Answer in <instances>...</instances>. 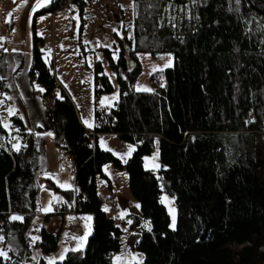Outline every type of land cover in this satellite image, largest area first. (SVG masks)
<instances>
[{"label": "trees", "instance_id": "16d2710c", "mask_svg": "<svg viewBox=\"0 0 264 264\" xmlns=\"http://www.w3.org/2000/svg\"><path fill=\"white\" fill-rule=\"evenodd\" d=\"M69 0H54L38 12L55 13ZM134 39L117 38L102 53L118 85L113 107H98L115 91L101 60H96L95 125L87 130L69 95L55 97L46 109L54 143L72 157L76 190H62L52 180L46 188L64 196L60 214L91 215L93 233L86 247L70 251L56 264H112L121 250L122 229L103 209L98 177L108 179L106 164L129 175V188L142 217H134L135 248L144 264H264V0H132ZM77 2V1H76ZM85 3H79L83 12ZM35 37L30 83L38 82L47 101L57 88ZM174 56V66L152 76L155 89L138 92V58ZM7 54L0 48V90L9 92ZM109 113L111 116H109ZM21 147L13 150L0 119V224L4 247L19 253L0 264L32 260L27 230L39 213L40 152L36 134L16 118ZM94 132V145L87 134ZM112 134L137 149L126 164L102 150L98 137ZM159 142V176L144 168V158ZM175 198L178 219L170 216L162 193ZM13 216L23 220H13ZM132 216V215H130ZM141 219V220H140ZM150 221L145 230L140 221ZM59 233L40 231L45 257L58 248Z\"/></svg>", "mask_w": 264, "mask_h": 264}, {"label": "rangeland", "instance_id": "374dc122", "mask_svg": "<svg viewBox=\"0 0 264 264\" xmlns=\"http://www.w3.org/2000/svg\"><path fill=\"white\" fill-rule=\"evenodd\" d=\"M92 1V7L87 6L84 12H81L79 6L75 5L73 24H69L68 19L62 15L54 18L53 14L40 19L36 24L37 35L43 38L45 43L42 48L43 59L50 67L57 82V88L51 97H59L61 92L65 91L74 103L81 122L87 129L95 125L97 103L93 71L95 61L98 59L103 62L106 73L115 87L113 93L101 97L98 107H113L119 99L118 85L115 76L107 67L102 49L114 50L118 37L134 39L135 7L132 0ZM31 2L32 0H26L21 4L19 16L13 23L6 24L4 22L5 24L0 25V48H3L7 54L6 80L9 88V92L0 90L1 124L9 134L11 147L13 150H17L16 146L21 147L22 139L19 125L15 119L19 118L23 121L26 131L36 134L40 157L43 155V147H46L48 153L56 159V166L58 165L62 173L65 189L73 190L75 189V179L72 176L73 165L68 162L66 155L60 153L54 143L53 131L46 112L49 105L42 97L44 89L38 82L32 85L29 80L34 40V21L29 15ZM138 58L142 65V74L135 84V90L138 92L153 91L155 84L152 81V76L174 66V56L170 53L160 54L155 59L149 54H141ZM85 121H88L92 127H89ZM100 148L111 152L124 164L137 149L134 144L112 134L101 135ZM130 148L134 150L129 155ZM144 168L159 176L162 163L158 141L155 143L153 153L144 158ZM103 170L108 179L98 177V191L102 196L109 195L111 194L109 193L111 191L110 184L112 185L118 206L116 208L105 206L109 209L105 212L122 229L121 250L114 254L112 264H144V255L135 248L138 234L132 229V224L135 222L134 217L140 218L142 213L139 202L130 192L129 175L126 170H119L113 164H106ZM45 177V175L39 174L38 183L41 188L39 213L32 218L27 230L32 260L26 261L25 264H40V259L43 256L40 248V231L43 228L54 234L60 232V237H62L57 250L46 255V264L63 261L68 253V242L76 240L75 249L78 248L81 244L79 238L89 232L88 225H90L91 231L90 234H87V240L81 250L85 249L87 241L93 233V217L91 215H79L83 227L81 233L72 234L70 232L72 228L78 226L79 222L73 219L71 214H60L57 206L62 203V199L57 197L55 192L44 188ZM161 201L168 210L171 229H173L171 227L172 217L173 214L175 215L176 229L178 210L175 198L163 192ZM49 206L52 211H46ZM47 215L49 220H46ZM87 217H91V221H88ZM140 225L145 230L151 229L150 221L147 219L140 221ZM0 236L3 237V240H0V250L8 254V258H4L5 260L11 258L10 252L19 253L11 244L13 237L8 243L9 249H6L2 230H0ZM34 237H38V239L34 240ZM61 255L64 256L63 260L60 259ZM117 257L120 259L117 260Z\"/></svg>", "mask_w": 264, "mask_h": 264}, {"label": "crops", "instance_id": "0c3cea01", "mask_svg": "<svg viewBox=\"0 0 264 264\" xmlns=\"http://www.w3.org/2000/svg\"><path fill=\"white\" fill-rule=\"evenodd\" d=\"M25 1L26 0H0V25H3L5 23L6 24L13 23L17 19V17L19 16V8H20L21 4L23 2H25ZM53 1L54 0H50V2L46 3L45 0H32V2H31V11H30L29 15H30L31 19H33V21H34V23H33L34 39H35V37L40 38L42 40L43 46L45 44L44 43V39L37 35L36 24L39 22L40 19L48 17L50 14H53L54 18H55L58 15H61V13L59 11H57L55 13L47 12V13H43V14H40V15H38L37 13L42 11L43 9L49 7L53 3ZM80 1L81 0H78L73 5V8L75 7V5L79 6ZM89 1H90V3H86V0H83V2L85 3L84 8H83L84 10L86 9L87 6H89V7L91 6L92 7V5H93L92 2L93 1L92 0H89ZM41 5H43V6H41ZM75 9H76V7H75ZM84 10H83V12H84ZM73 12H74V9H73ZM43 46L41 47V50H42ZM33 47H34V40H33ZM29 80H30V77H29ZM93 127H94V125H93ZM93 127L90 128V129H87L86 127L85 128L87 130H92ZM100 137H101V135H99L98 140H97L99 146H100ZM57 149L60 151V153H62V151L59 148H57ZM56 164L57 163H56L55 157L52 154L48 153V149L46 147H43V155L40 157V171H39V174H42V175L46 176L44 178L45 182H46L47 179L52 180V182L58 188L67 191L68 189H65V187H64L65 182L62 179V173L60 172L59 167H58V165L56 166ZM74 172H75V168H74V165H73L72 176L75 179V173ZM44 188H46V183H45ZM46 189H48V188H46ZM48 190H50V189H48ZM73 190H76V182H75V189H73ZM110 190L111 191L109 193H113V187H112L111 184H110ZM50 191L54 192L53 190H50ZM56 194H57L56 196L61 198L62 202H64V196L62 194H60V193H56ZM58 195H60V196H58ZM99 196L101 197L102 195H100V193H99ZM106 196H108V194ZM103 197H105V196H103ZM60 205H58V206H60ZM58 206H57V210H58ZM110 208H112V207H110ZM71 215L73 216L72 217L73 219H75L77 222H79V224L82 222L81 219L79 218L78 214L73 213ZM48 218H49V216L47 215L46 216V220H49ZM75 227H77V226H75ZM74 228H72L70 232L72 234H77V233L73 232ZM61 241H62V237H60L59 244L61 243ZM75 244H76V240H72V241L68 242V246H69L68 252L74 251Z\"/></svg>", "mask_w": 264, "mask_h": 264}, {"label": "built area", "instance_id": "2783aa9c", "mask_svg": "<svg viewBox=\"0 0 264 264\" xmlns=\"http://www.w3.org/2000/svg\"><path fill=\"white\" fill-rule=\"evenodd\" d=\"M76 1L78 0H69L67 5L65 7H63L62 9L59 10V12L61 13V15L65 18L68 19L69 24H73V5L76 3ZM86 3H90L89 0H86ZM48 105L50 108H54L55 107V98L49 97L47 99ZM109 116H111V114L109 113ZM87 138H88V145L92 146L95 143V138H96V134L94 132H89L87 134ZM68 162L72 163V165H74V160L72 157L67 156ZM75 173V172H74ZM100 202L102 207L108 206V207H112V208H116L117 207V201L115 199V195L113 193L109 194L108 196H101L100 197ZM58 211H61V207H58ZM0 230H2L1 228V224H0ZM83 230L82 224L80 223L77 227H75L73 229L74 233H81ZM3 231V230H2Z\"/></svg>", "mask_w": 264, "mask_h": 264}, {"label": "snow or ice", "instance_id": "6c2138e0", "mask_svg": "<svg viewBox=\"0 0 264 264\" xmlns=\"http://www.w3.org/2000/svg\"><path fill=\"white\" fill-rule=\"evenodd\" d=\"M45 2H46V3H47V2H50V0H45ZM41 6H43V5H41ZM169 66H170V65H169ZM138 90H140V89H138ZM143 90L147 91L148 89H143ZM9 99H10V98H9ZM85 123L88 124V121H85ZM88 126H89V127H92L91 124H88ZM5 127H7V125H5ZM49 135H51V134H49ZM16 148H17V151H19V147L16 146ZM133 150H134V149H131V148H130L128 154L130 155L131 151H133ZM137 207H139V206L137 205ZM104 210H105V211H109V209H108L107 207H105ZM46 211H52L51 206H49V208L46 209ZM121 218H122V217H121ZM12 219H13V220H21V221H22V220H23V217L13 216ZM91 219H92L91 217H87V220H88V221H91ZM171 227H172L173 229H175V215H174V214H173V217H172V225H171ZM88 228H89V232H88L87 234H90V231H91V229H90V225H88ZM87 234H86L84 237L79 238V239L81 240V244H80V246H79L78 248L74 249V251H79V250H81V248L83 247L84 242L87 240ZM33 239H34V240H35V239H38V237H34ZM74 239H75V237H74ZM0 240H3V237H2V236H0ZM0 257H3V258H5V259H7V258H8V254H7V252L0 250ZM60 259L63 260V259H64V256L61 255ZM119 259H120V258L117 257V260H119ZM50 264H54V261H53V262H50Z\"/></svg>", "mask_w": 264, "mask_h": 264}, {"label": "bare ground", "instance_id": "6f19581e", "mask_svg": "<svg viewBox=\"0 0 264 264\" xmlns=\"http://www.w3.org/2000/svg\"><path fill=\"white\" fill-rule=\"evenodd\" d=\"M96 139V138H95Z\"/></svg>", "mask_w": 264, "mask_h": 264}]
</instances>
